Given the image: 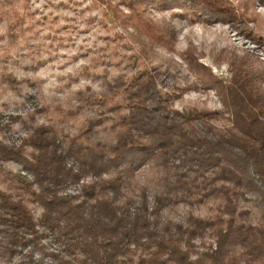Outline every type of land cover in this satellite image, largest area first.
<instances>
[{
	"label": "trees",
	"instance_id": "obj_1",
	"mask_svg": "<svg viewBox=\"0 0 264 264\" xmlns=\"http://www.w3.org/2000/svg\"><path fill=\"white\" fill-rule=\"evenodd\" d=\"M127 1L144 10L190 7L191 18L199 9L213 19L229 15L213 0ZM255 62H241L229 84L208 78L205 87L216 91L222 110L179 112L173 108L179 89L164 92L143 72L106 83L102 93L87 87L77 94L95 111L86 133L112 122L111 144H64L51 125L33 128L19 147L0 142V158L20 162L32 177L17 181L41 205L44 231L74 258L66 264H121L135 250L137 264H264V66ZM220 118L227 122L221 128L213 123ZM146 167L166 172L152 203L134 180ZM251 195L262 209L258 225L240 221L247 214L240 200ZM209 200L220 202L215 219L163 221L168 208ZM38 226L23 200L0 190V245L7 254L35 248L43 235ZM211 239L207 252L197 249L196 242Z\"/></svg>",
	"mask_w": 264,
	"mask_h": 264
},
{
	"label": "rangeland",
	"instance_id": "obj_2",
	"mask_svg": "<svg viewBox=\"0 0 264 264\" xmlns=\"http://www.w3.org/2000/svg\"><path fill=\"white\" fill-rule=\"evenodd\" d=\"M213 1L229 15L234 11L236 18L213 19L201 9L191 18L195 11L190 7L174 4L144 10L127 0H0V142L19 147L33 128L51 125L64 144L73 139L111 144L115 141L112 122L86 133L95 111L77 94L87 87L99 94L106 83L143 72L156 77L164 92L179 89L182 94L173 104L179 112L222 110L220 98L205 87L206 81L213 76L229 84L244 61L264 66V4L261 0ZM213 123L219 128L227 124L221 118ZM68 162L76 160L70 157ZM24 169L20 162L0 158V190L24 201L43 235L35 248L12 256L0 245V264L73 263L74 258L40 225L41 205L17 181L20 176L33 180ZM165 175L164 170L146 167L134 180L148 189L152 203ZM72 192L74 188L67 193ZM219 207L217 200L193 206L181 203L166 209L162 218L171 223H184L191 214L215 219ZM239 210L247 212L241 222H262L255 196L241 199ZM214 242L211 239L204 246L196 242V247L207 252ZM140 255L135 250L134 255L121 258V264H137Z\"/></svg>",
	"mask_w": 264,
	"mask_h": 264
}]
</instances>
